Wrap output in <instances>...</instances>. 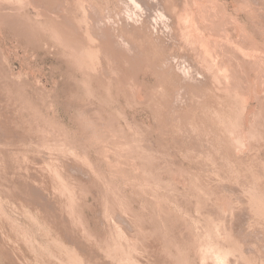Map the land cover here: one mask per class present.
Returning <instances> with one entry per match:
<instances>
[{"label":"rangeland","instance_id":"374dc122","mask_svg":"<svg viewBox=\"0 0 264 264\" xmlns=\"http://www.w3.org/2000/svg\"><path fill=\"white\" fill-rule=\"evenodd\" d=\"M156 1L0 0V264L264 263V0Z\"/></svg>","mask_w":264,"mask_h":264},{"label":"bare ground","instance_id":"6f19581e","mask_svg":"<svg viewBox=\"0 0 264 264\" xmlns=\"http://www.w3.org/2000/svg\"><path fill=\"white\" fill-rule=\"evenodd\" d=\"M79 1V0H78ZM158 1V0H157ZM156 1V2H157ZM166 1V0H165ZM174 2H176L175 0H173ZM173 1H171V2H173ZM27 2H29V1H27ZM45 2V1H44ZM133 2V1H132ZM135 2V1H134ZM136 2H137V0H136ZM147 2H149V1H147ZM151 2V1H150ZM155 2V1H154ZM163 2V1H162ZM170 2V3H171ZM173 2V3H174ZM191 2V1H190ZM41 3V2H40ZM47 3V2H46ZM79 3V2H78ZM158 3V2H157ZM178 3V2H177ZM23 4V3H22ZM30 4V3H29ZM74 4H76V3H74ZM130 4V3H129ZM145 4V3H144ZM151 4V3H150ZM163 4V3H162ZM172 4V3H171ZM191 4V3H190ZM194 4V3H193ZM78 5V4H77ZM88 5V4H87ZM155 5V4H154ZM161 5V4H160ZM174 5V4H173ZM188 5V4H187ZM91 5H89V7H90ZM146 6V5H145ZM149 6H151V5H149ZM162 6V5H161ZM175 6V5H174ZM174 6H171V7H174ZM177 6V5H176ZM179 6V5H178ZM178 6L175 8V9H177L178 8ZM208 6V5H207ZM4 7V6H3ZM88 7V8H89ZM152 7V6H151ZM158 7H159V5H158ZM158 7H156V8H158ZM192 7V6H191ZM14 8V7H13ZM35 8V7H34ZM80 8V7H79ZM92 8H93V6H92ZM155 8V9H156ZM164 7H161V9H163ZM207 8V7H206ZM18 9V8H17ZM25 9V8H24ZM53 9V8H52ZM87 9V8H86ZM132 9V8H131ZM161 9H160V11H161ZM78 10V9H77ZM127 10V9H126ZM137 10V9H136ZM164 10H165V8H164ZM199 10V9H198ZM38 11V10H37ZM129 11V10H128ZM131 11V10H130ZM135 11V10H134ZM141 11V10H140ZM172 11H174L173 10V8H172ZM178 11H180L179 10V8H178ZM178 11H176L175 10V12H177L178 13ZM214 11V10H213ZM2 12V11H1ZM8 12V11H7ZM89 12V11H88ZM157 12L160 14V12L158 11V9H157ZM174 12V13H175ZM200 12V11H199ZM6 13V12H5ZM39 13V12H38ZM70 13V12H69ZM154 13H155V11H154ZM173 13V12H172ZM205 13V12H204ZM2 14V13H1ZM7 14V13H6ZM9 14V13H8ZM11 14V13H10ZM94 14V13H93ZM137 14V13H136ZM144 14V13H143ZM163 14V13H162ZM161 14V15H162ZM164 14H166V13H164ZM163 14V15H164ZM178 14H180V13H178ZM210 14V13H209ZM67 15V14H66ZM89 15V14H88ZM131 15H132V13H131ZM155 15V18H157V17H159V18H162V17H164L163 15H162V17H160L159 15H157V13H155L154 14ZM175 15H177L176 13H175ZM144 16V15H143ZM142 16V17H143ZM178 16V15H177ZM201 16V15H200ZM212 16V15H211ZM8 17V16H7ZM42 17H44V16H42ZM107 17V16H106ZM195 17H197V16H195ZM205 17V16H204ZM49 18V17H48ZM73 18V17H72ZM169 18V17H168ZM98 19H100V18H98ZM158 19V18H157ZM165 19H166V17H165ZM171 20V22H172V24H173V17H171L170 18ZM177 19H178V17H177ZM26 20V19H25ZM54 20V19H53ZM79 20V19H78ZM160 20V19H159ZM158 20V21H159ZM181 20V19H180ZM196 20V19H195ZM58 21V20H57ZM82 21V20H81ZM139 21V20H138ZM167 21H169V19L167 20ZM46 22H47V20H46ZM69 22H71V21H69ZM91 22H92V20H91ZM124 22V21H123ZM137 22V21H136ZM166 22V21H165ZM174 22H175V20H174ZM178 22H179V20H178ZM206 22V21H205ZM210 22V21H209ZM26 23V22H25ZM94 23V22H93ZM135 23V22H134ZM81 24V23H80ZM92 24V23H91ZM126 24V23H125ZM179 24V23H178ZM261 24V23H260ZM37 25V24H36ZM55 25V24H54ZM93 25V24H92ZM92 25H88V29H89V26H91L92 27ZM142 25H144V24H142ZM156 25V24H155ZM175 25V24H174ZM186 25V24H185ZM191 25V24H190ZM215 25V24H214ZM73 26V25H72ZM77 26V25H76ZM94 26V25H93ZM145 26V25H144ZM181 26V25H180ZM211 26V25H210ZM24 27V26H23ZM26 27V26H25ZM91 27H90V29H89V31L91 30L92 31V29H91ZM189 27V26H188ZM36 28V27H35ZM81 28V27H80ZM137 28V27H136ZM193 28V27H192ZM183 29V28H182ZM187 29V28H186ZM197 29V28H196ZM201 29V28H200ZM53 30V29H52ZM96 30V29H95ZM95 30L93 31V32H95ZM101 30V29H100ZM195 30V29H194ZM213 30V29H212ZM212 30H211V32H212ZM26 31V30H25ZM31 31V30H30ZM90 31V33L92 34V32ZM136 31V30H135ZM199 31V30H198ZM227 31V30H226ZM29 32V31H28ZM97 32V31H96ZM193 32V31H192ZM58 33V32H57ZM152 33V32H151ZM190 33V32H189ZM95 35L97 36V34L95 33ZM85 36H86V34H85ZM88 36H90V35H88ZM108 37H107V41H110V39H109V35H107ZM225 37V36H224ZM64 38V37H63ZM66 38V37H65ZM93 38H95V37H93ZM227 38V37H226ZM247 38V37H246ZM98 39V41L100 40L99 38H97ZM109 39V40H108ZM130 39V38H129ZM136 39V38H135ZM183 39V38H182ZM234 39V38H233ZM60 40V39H59ZM92 40V39H91ZM167 40V39H166ZM220 40V39H219ZM241 40V39H240ZM188 41V40H187ZM195 41V40H194ZM218 41V40H217ZM221 41V40H220ZM219 41V42H220ZM247 41V40H246ZM212 42V41H211ZM106 43V42H105ZM108 43H110V42H108ZM108 43H107V46H106V44H101V48L100 49H98V50H91L90 48V51H88V57H92L91 59H92V61H93V58L94 57H102V61H100L101 59H96V61L98 60L99 62H103L104 64L106 63V62H108V57H111V55H110V52H109V49H111V47L109 48V46H112V44L111 45H108ZM134 43H135V41H134ZM185 43V42H184ZM236 43H237V41H236ZM244 43V42H243ZM137 44V43H136ZM218 44V43H217ZM228 44V43H227ZM238 44V43H237ZM240 44V43H239ZM255 44V43H254ZM214 45V44H213ZM224 45V44H223ZM246 45V44H245ZM193 46V45H192ZM250 46V45H249ZM73 47V46H72ZM113 47V46H112ZM136 47V46H135ZM216 47V46H215ZM95 48V47H94ZM223 48H225V47H223ZM227 48V47H226ZM250 48V47H249ZM232 49V48H231ZM239 49V48H238ZM252 49H254V48H252ZM186 50V49H185ZM193 50V49H192ZM191 50V51H192ZM208 50V49H207ZM256 50V49H255ZM75 51V50H74ZM112 51V50H111ZM114 51V50H113ZM198 51V50H197ZM235 51H237V50H235ZM85 52V51H84ZM141 52V51H140ZM86 53V52H85ZM193 53V52H192ZM208 53V52H207ZM213 53V52H212ZM228 53V52H227ZM233 53V52H232ZM248 53V52H247ZM254 53V52H253ZM257 53V52H256ZM76 54V53H75ZM231 54V53H230ZM82 55V54H81ZM223 55V54H222ZM86 56V55H85ZM221 56V55H220ZM227 56V55H226ZM80 57V56H79ZM191 57V56H190ZM215 57V56H214ZM259 57V56H258ZM82 58V57H81ZM219 58V57H218ZM232 58V57H231ZM235 58V57H234ZM252 58V57H251ZM90 59V58H89ZM199 59V58H198ZM233 59V58H232ZM201 60H203V59H201ZM237 60V59H236ZM87 61V60H86ZM95 61V66L96 67H98V65H97V63H99V62H96ZM182 61V60H181ZM138 62V61H137ZM224 62V61H223ZM259 62V61H258ZM92 63V62H91ZM109 63V62H108ZM196 63V62H195ZM205 63V62H204ZM248 63V62H247ZM253 63V62H252ZM87 64V63H86ZM101 64V63H100ZM198 64V63H197ZM213 64V63H212ZM218 64H219V62H218ZM221 64H223V63H221ZM230 64V63H229ZM200 65V64H199ZM224 65H227L226 63L224 64ZM92 66V65H91ZM100 66V65H99ZM203 66V65H202ZM95 67V68H96ZM91 68H93V67H91ZM103 68V67H102ZM239 68V67H238ZM262 68V67H261ZM85 69H86V67H85ZM90 69V68H89ZM236 69V68H235ZM254 69V68H253ZM252 69V70H253ZM98 70L99 69H97V72H98ZM103 70V69H102ZM251 70V69H250ZM241 71V70H240ZM88 72V71H87ZM94 72H96V71H94ZM211 72V71H210ZM234 72V71H233ZM98 74H100V73H98ZM232 74V73H231ZM104 75V74H103ZM226 75V74H225ZM235 75V74H234ZM233 76V75H232ZM242 76H243V74H242ZM249 76V75H248ZM230 77V76H229ZM221 78V77H220ZM219 78V79H220ZM224 78V77H223ZM232 78V77H231ZM246 78V77H245ZM99 80H101V79H99ZM215 80V79H214ZM238 80V79H237ZM93 81V80H92ZM109 81V80H108ZM230 81V80H229ZM236 82V81H235ZM103 83V82H102ZM238 83H239V81H238ZM243 83V82H242ZM224 84V83H223ZM230 84V83H229ZM234 84V83H233ZM237 84V83H236ZM244 84H245V82H244ZM108 85V84H107ZM246 85V84H245ZM91 87V86H90ZM225 87V86H224ZM98 89H100V88H98ZM97 89V90H98ZM234 91V90H233ZM91 92V91H90ZM246 93V92H245ZM264 95V94H263ZM245 96V95H244ZM263 97V96H262ZM231 99H233V98H231ZM263 100V99H262ZM102 110V109H101ZM224 110V109H223ZM225 112V111H224ZM235 112V111H234ZM225 115V114H224ZM237 115V114H236ZM206 116V115H205ZM218 117V116H217ZM205 118V117H204ZM259 119V118H258ZM260 119H262V118H260ZM95 120V119H94ZM112 120V119H111ZM255 122H257V121H255ZM261 123V122H260ZM111 125V124H110ZM221 125V124H220ZM235 126V125H234ZM223 127H224V125H223ZM233 128V127H232ZM219 129V128H218ZM198 130V129H197ZM50 132V131H49ZM58 134V133H57ZM220 134V133H219ZM217 135V134H216ZM61 136V135H60ZM200 136V135H199ZM259 136V135H258ZM226 137V136H225ZM253 137V136H252ZM62 138V137H61ZM254 138V137H253ZM252 138V139H253ZM263 138V137H262ZM49 140V139H48ZM221 141V140H220ZM262 141V140H261ZM124 143V142H123ZM212 143V142H211ZM251 144V143H250ZM127 149V148H126ZM136 150V149H135ZM227 150V149H226ZM136 152V151H135ZM139 152V151H138ZM134 153V152H133ZM140 154H141V152H140ZM190 155V154H189ZM245 155V154H244ZM129 159V158H128ZM70 161V160H69ZM27 163V162H26ZM252 165V164H251ZM49 166V165H48ZM74 166V165H73ZM76 166V165H75ZM248 169V168H247ZM238 173V172H237ZM236 175V174H235ZM237 176V175H236ZM237 181V180H236ZM246 181V180H245ZM39 183V182H38ZM244 183V182H243ZM242 184V183H241ZM250 184H251V182H250ZM243 185V184H242ZM245 186V185H244ZM251 186V185H250ZM253 194H254V192H252ZM194 194V193H193ZM248 198V197H247ZM183 199V198H182ZM256 199V198H255ZM111 200V199H110ZM186 201V200H185ZM201 201V200H200ZM190 202V201H189ZM196 202V201H195ZM252 203H253V201H252ZM111 204V203H110ZM72 205V204H71ZM114 206H115V204H113ZM242 205V204H241ZM190 206V205H189ZM211 206V205H210ZM255 207V206H254ZM116 208V207H115ZM255 209V208H254ZM262 210V209H261ZM255 211V210H254ZM253 211V212H254ZM256 212V211H255ZM258 212V211H257ZM259 214H260V212H259ZM258 214V215H259ZM124 215V214H123ZM259 217V216H258ZM181 218V217H180ZM262 218V217H261ZM256 219H257V217H256ZM258 224V223H257ZM132 225V224H131ZM139 229V228H138ZM143 231V230H142ZM139 232V231H138ZM261 232V231H260ZM264 232V231H263ZM262 232V233H263ZM253 233V232H252ZM76 237V236H75ZM243 238V237H242ZM261 240V239H260ZM259 240V241H260ZM254 241H256V239L254 240ZM230 242V241H229ZM261 242V241H260ZM263 242V241H262ZM246 243V242H245ZM256 243V242H255ZM102 244V243H101ZM194 244V243H193ZM262 244V243H261ZM75 245V244H74ZM177 245V244H176ZM134 246V245H133ZM133 246H132V248H133ZM259 246V245H258ZM136 247V246H135ZM177 247V246H176ZM246 247V246H245ZM262 247H264V244H262ZM166 248V247H165ZM94 249V248H93ZM135 249V248H134ZM182 249V248H181ZM246 251V250H245ZM113 252H114V250H113ZM139 252V251H138ZM184 252V251H183ZM257 252H258V249H257ZM181 253V252H180ZM197 253V252H196ZM252 253V252H251ZM264 253V252H263ZM260 254V253H259ZM182 255V254H181ZM208 255V254H207ZM253 255V254H252ZM261 255V254H260ZM92 256V255H91ZM183 257V256H182ZM186 257V256H185ZM249 257H250V255H249ZM81 258V257H80ZM221 258V257H220ZM245 258V257H244ZM222 259H223V257H222ZM221 259V260H222ZM264 259V258H263ZM118 260V259H117ZM226 260V259H225ZM237 260V259H236ZM248 260H249V258H248ZM89 261V260H88ZM114 261V260H113ZM223 261V260H222ZM235 261V260H234ZM118 262V261H117ZM252 262V261H251ZM254 262H257V261H254ZM263 262H264V260H263ZM96 264V263H95ZM100 264H101V262H100ZM207 264H208V262H207ZM252 264H253V262H252ZM256 264V263H255ZM264 264V263H263Z\"/></svg>","mask_w":264,"mask_h":264}]
</instances>
